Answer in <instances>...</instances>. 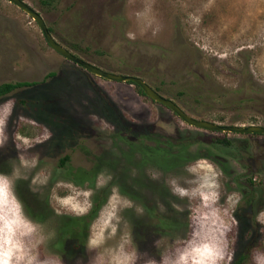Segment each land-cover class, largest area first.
I'll list each match as a JSON object with an SVG mask.
<instances>
[{
	"label": "rangeland",
	"instance_id": "374dc122",
	"mask_svg": "<svg viewBox=\"0 0 264 264\" xmlns=\"http://www.w3.org/2000/svg\"><path fill=\"white\" fill-rule=\"evenodd\" d=\"M22 1L41 15L54 40L72 54L104 70L141 77L190 116L219 124L264 126L263 107L255 113L245 103L249 88L264 87V0H55L51 6L41 0ZM192 79L193 102L178 98L176 91ZM15 81L35 83L0 96V105L15 101L7 121V144L0 148V173L10 174L18 163L17 144L44 141L24 153L38 157V164L16 185L26 213L55 230L42 254L58 257L61 264H88L85 245L90 229L99 226L112 203L127 197L143 208V215L134 209L121 214L134 241L147 257L159 259L153 241L190 235V209L198 203L172 195L165 181L179 178L192 187L196 176L188 169L199 171L204 164L223 173L222 204L234 193L242 196L233 213L238 227L229 233L233 259L246 245L251 249L245 264H253L254 250L264 251V225L257 221L264 212V133L187 125L138 93L132 83L103 79L63 58L47 45L27 14L0 0V83ZM198 94L206 103L195 100ZM188 134L197 141L172 165L142 156L149 147H159L162 136ZM222 137L230 141L232 151L212 146ZM65 154L68 160L61 168L58 160ZM81 170L93 172L92 186L90 179L71 181ZM150 174L159 178L153 180ZM33 176L37 180L47 176L46 186L32 191ZM108 176L111 179L98 188ZM87 189L93 194L104 189V194L84 240L76 247L62 239L57 247L61 217L77 216L57 215L58 199ZM79 202L83 204L84 198Z\"/></svg>",
	"mask_w": 264,
	"mask_h": 264
},
{
	"label": "clouds",
	"instance_id": "9594fccd",
	"mask_svg": "<svg viewBox=\"0 0 264 264\" xmlns=\"http://www.w3.org/2000/svg\"><path fill=\"white\" fill-rule=\"evenodd\" d=\"M15 109L14 99L0 105V148L7 144V121ZM49 135L46 139H50ZM43 140L22 141L16 145L18 163L14 164L10 174L0 173V264H61V260L51 254H42L55 236V230L46 224L34 221L25 211V205L16 192L17 181L27 180L28 174L38 164V157L28 158L24 153L43 143ZM195 173L196 182L192 187H185L179 178L165 181L172 195L179 199L187 198L198 201L190 209L191 234L175 241L157 239L153 241L159 251V259L147 257L139 250L133 239L132 228L121 215L126 209H134L137 215H143V208L127 197L111 204L110 210L99 224L90 229L85 245L89 256L88 264H231L235 255L234 243L229 239V233L238 227L235 213L242 196L239 193L230 195L222 204V185L218 171L212 164H204L199 171L189 168ZM153 180L158 175L150 174ZM98 183L103 187L110 180ZM48 177L37 180L33 176L30 189L37 191L38 187L47 184ZM91 189L81 190L65 198L58 199L57 215L73 214L82 216L91 207ZM84 198V203L79 198ZM178 212L184 211L179 205H174ZM64 209L63 212L60 209ZM162 212L166 211L160 205ZM258 223L264 225V212L257 217ZM253 264H264V251L256 249L252 254Z\"/></svg>",
	"mask_w": 264,
	"mask_h": 264
},
{
	"label": "trees",
	"instance_id": "16d2710c",
	"mask_svg": "<svg viewBox=\"0 0 264 264\" xmlns=\"http://www.w3.org/2000/svg\"><path fill=\"white\" fill-rule=\"evenodd\" d=\"M55 0H41V3L46 6H51ZM47 27V26H46ZM47 30L50 32V28L47 27ZM71 47L74 50H78L77 46L72 44ZM90 62V61H88ZM92 63V62H90ZM93 64V63H92ZM35 82L33 81H15V82H2L0 83V96L5 95L9 93L11 90L17 87L22 86H29L33 85ZM132 83V82H128ZM133 84V83H132ZM149 84V83H148ZM136 91L143 95L140 88L133 84ZM155 91L158 92L159 87L156 85L149 84ZM197 87V86H196ZM197 89V88H196ZM199 90H202V88H199ZM199 95V94H198ZM176 96L180 98L181 96H185L189 98L191 102H193V79L190 80L189 83L184 84L183 88L181 90L176 91ZM199 99V100H198ZM203 97L200 95L195 98L197 101H201V103H206ZM245 103L249 104L250 109L253 110V112L258 113L260 110V107H263L264 109V87L262 88H249V94L247 99L245 100ZM258 104V105H257ZM257 111V112H256ZM252 122L248 123L251 124ZM118 137H121V135H117ZM143 137V135H141ZM164 139L159 141L160 146L159 147H149L148 150H144L142 153L143 157H151L152 159H156L157 163H161V165L169 166L174 164V161L183 159V155L186 154V150L189 146H191L196 139L193 140V136L183 137L182 135H175V136H162ZM212 146L215 148H220L222 152H229L232 151L233 146L231 145L230 141L227 138H215V140L212 141ZM153 151H150V150ZM233 156V155H232ZM68 160V155L65 154L58 160V165L61 166V168L64 166L65 162ZM100 160V156L97 157V161ZM93 173V172H92ZM90 172L88 171H77L72 174L71 181L75 184H80L84 180L90 179V186H92V176ZM250 182V180L248 179ZM104 194V189L97 191L91 196V207L88 210L87 214L82 216H62L61 217V225L56 229L57 231V243L56 246H61V240L65 239L68 241L73 242V246H78L83 240L84 235L86 232V228L91 220V218L95 215L96 210L102 203L103 197L101 196V193ZM36 209V206H35ZM42 211V210H41ZM250 246L246 245L243 250L231 261V264H245L250 255Z\"/></svg>",
	"mask_w": 264,
	"mask_h": 264
},
{
	"label": "water",
	"instance_id": "95a60500",
	"mask_svg": "<svg viewBox=\"0 0 264 264\" xmlns=\"http://www.w3.org/2000/svg\"><path fill=\"white\" fill-rule=\"evenodd\" d=\"M9 3L15 5L25 14H27L38 26L45 42L47 45L61 55L63 58L73 62L78 65L82 69L88 71L89 73L101 77L106 80L111 81H122V82H132L136 84L143 95L148 97L149 99L162 104L166 108H168L171 112H173L181 121L186 123L187 125L202 128L210 131L217 132H232V133H264V126L258 124H248V125H231V124H219L212 121H207L203 119H198L187 114L182 108H180L175 102L171 99L164 97L159 92L155 91L145 80L136 75L130 74H120L114 73L107 70H104L86 60L81 59L80 57L72 54L67 48L54 40L50 32L47 30V27L43 21L41 15L25 3L22 0H6Z\"/></svg>",
	"mask_w": 264,
	"mask_h": 264
}]
</instances>
